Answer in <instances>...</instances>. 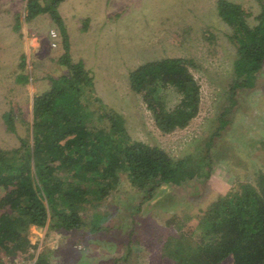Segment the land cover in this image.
Returning <instances> with one entry per match:
<instances>
[{"label":"rangeland","instance_id":"1","mask_svg":"<svg viewBox=\"0 0 264 264\" xmlns=\"http://www.w3.org/2000/svg\"><path fill=\"white\" fill-rule=\"evenodd\" d=\"M256 23L264 0H231ZM27 0H0V147L19 146L32 135L34 97L50 89V77L68 72L58 62L64 53L57 24L48 14L26 21ZM74 62L82 60L94 76L95 94L123 114L135 139L167 150L175 159L211 158V176L182 185L164 184L152 199L133 187L126 175L97 207L108 219L92 232L31 228L27 252L7 255L45 259L49 264H176L164 254L165 242L177 236L174 221L198 216L217 197L240 182H255L264 171V67L256 84L230 99L236 48L230 27L220 18L217 0H65L59 6ZM22 25L15 29L16 17ZM58 33L53 38L51 31ZM56 44V45H54ZM165 57L193 62L201 86L200 112L184 129L161 132L141 95L129 85L130 71ZM229 109V110H228ZM12 110L16 132L3 119ZM227 124L222 127L221 119ZM5 190L0 188V198ZM88 219L92 216L88 208ZM221 264H234L228 257Z\"/></svg>","mask_w":264,"mask_h":264},{"label":"trees","instance_id":"2","mask_svg":"<svg viewBox=\"0 0 264 264\" xmlns=\"http://www.w3.org/2000/svg\"><path fill=\"white\" fill-rule=\"evenodd\" d=\"M65 0H27L25 20L48 14L59 28L64 53L58 62L67 73L50 77V89L33 100L32 135L20 137L14 148L0 147V252H27L31 228L74 230L84 225L103 228L108 215L97 210L126 175L130 184L154 197L164 184L182 185L211 176V158L175 159L167 150L135 139L123 114L95 94L94 76L82 60L74 62L70 39L59 12ZM220 18L230 27L236 48L230 99L236 91L256 84L264 67V6L249 22L250 13L231 0H217ZM22 20L16 17L15 29ZM183 57L145 62L130 71V88L141 95L163 133L186 128L201 107V86ZM229 110V109H228ZM7 129L16 132L12 110L3 114ZM227 124L221 119V126ZM91 207L92 216L87 217ZM174 221L177 236L164 244V254L176 264H264V171L255 182H240L217 197L198 216ZM37 264H49L37 259ZM0 257V264H4Z\"/></svg>","mask_w":264,"mask_h":264},{"label":"built area","instance_id":"3","mask_svg":"<svg viewBox=\"0 0 264 264\" xmlns=\"http://www.w3.org/2000/svg\"><path fill=\"white\" fill-rule=\"evenodd\" d=\"M51 35L53 36V38H58V33L55 32L54 30L51 31ZM56 45V44H54ZM37 259H29V260H25V261H20L18 258H11V259H6L4 261V264H37Z\"/></svg>","mask_w":264,"mask_h":264}]
</instances>
